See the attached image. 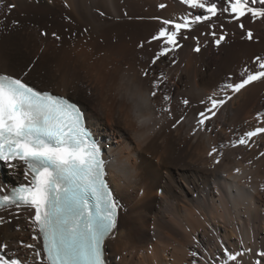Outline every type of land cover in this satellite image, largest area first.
Returning a JSON list of instances; mask_svg holds the SVG:
<instances>
[{
	"label": "bare ground",
	"instance_id": "obj_1",
	"mask_svg": "<svg viewBox=\"0 0 264 264\" xmlns=\"http://www.w3.org/2000/svg\"><path fill=\"white\" fill-rule=\"evenodd\" d=\"M200 13L179 0H0V74L27 70L28 83L76 100L103 150L106 177L121 205L114 236L105 243L109 264H221L222 247L254 264L264 251V135L250 146H232L264 126L256 119L264 112V81L234 95L227 90L232 99L208 122L211 131L196 125L201 101L214 92L223 98L220 86L238 82L241 69L264 56V19L213 18L215 29L207 22L194 26L187 39L178 38L182 48L150 63L160 47L148 43L161 26L155 18ZM213 30L227 34L219 47ZM161 73L168 79L151 97ZM162 94L172 97L170 104ZM212 147L223 155L209 156ZM17 177L26 182L22 166H0V182L11 187ZM31 216L30 210L0 211V243L27 264L36 258L20 241L42 252L41 242L32 240Z\"/></svg>",
	"mask_w": 264,
	"mask_h": 264
},
{
	"label": "snow or ice",
	"instance_id": "obj_2",
	"mask_svg": "<svg viewBox=\"0 0 264 264\" xmlns=\"http://www.w3.org/2000/svg\"><path fill=\"white\" fill-rule=\"evenodd\" d=\"M180 2L190 9L201 10V13L185 14L178 20L155 18L161 26L148 43L159 41L160 47L151 65L182 48L178 38L187 39L185 33L191 32L194 26L207 22L210 29H215L217 25L213 18L230 14L237 22L245 16L252 20L264 19V0H223L221 7L213 0ZM14 7V4L8 5L9 10ZM239 27L245 29L242 22ZM209 34L214 37L217 47L227 35H218L214 30ZM52 35L59 39L57 34ZM246 37L249 41L254 39L251 30H246ZM195 39L197 43L193 50L199 53V38ZM254 64L252 69H241L238 82L220 86L223 98H216L214 92L201 101L205 108L198 113L197 130L211 131L208 122L232 99L227 90L234 95L254 82L264 81V56L257 55ZM141 71L148 77L147 69ZM27 76V70L19 76L0 74V161L13 169L22 166L26 181L12 187L9 194L0 195V210L31 211V225L37 233L32 240L41 242L42 252L36 243L21 242V247L32 250L35 264H109L104 245L114 236L121 205L105 180L100 144L86 126L80 107L63 96L38 89L25 80ZM167 79L161 73L152 82L149 95L157 97ZM162 99L170 104L172 97L162 94ZM181 102L185 106L190 104L186 98ZM163 111L170 113L171 109L167 107ZM256 119L264 125V112L258 113ZM261 135H264V126H257L232 141V146H250V142L254 143V138ZM208 155L222 156L223 153L212 147ZM260 155L264 156V152ZM215 163L219 164L220 159L216 158ZM3 188L4 185H0V191ZM3 222L0 218V223ZM190 255L196 257L197 253ZM242 255L244 253H233L222 247L221 264H243L239 259ZM115 259L119 261L118 256ZM262 262L264 251L258 253L254 264ZM0 264L27 262L15 253L10 254L9 245L4 242L0 243Z\"/></svg>",
	"mask_w": 264,
	"mask_h": 264
},
{
	"label": "rangeland",
	"instance_id": "obj_3",
	"mask_svg": "<svg viewBox=\"0 0 264 264\" xmlns=\"http://www.w3.org/2000/svg\"><path fill=\"white\" fill-rule=\"evenodd\" d=\"M180 1V0H179ZM47 31L46 30H43L42 32H41V34L43 35V36H45L44 35V33H46ZM30 84H32L33 85V83L32 82H30ZM34 85H36V87L38 86L37 84H35L34 83ZM38 89H40L39 88V86L37 87ZM55 93V92H54ZM67 97H69V96H67ZM69 98H71V97H69ZM72 100H74L73 98H71ZM74 101H76V100H74ZM13 180H14V184H19V183H21V182H23V180L22 179H20L19 177H17V178H13ZM178 184H180V182L178 183ZM180 185H182V184H180ZM163 187V186H162ZM164 188V187H163ZM160 189H162V188H160ZM159 189V190H160ZM159 190H158V193L159 194H161L160 192H159ZM163 190V189H162ZM24 241V240H23ZM21 242L22 241H20L19 243L21 244ZM25 242V241H24Z\"/></svg>",
	"mask_w": 264,
	"mask_h": 264
}]
</instances>
